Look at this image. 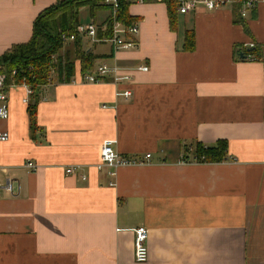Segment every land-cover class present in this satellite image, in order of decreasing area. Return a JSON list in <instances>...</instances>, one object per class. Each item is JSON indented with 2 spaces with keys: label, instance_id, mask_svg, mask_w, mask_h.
<instances>
[{
  "label": "crops",
  "instance_id": "crops-1",
  "mask_svg": "<svg viewBox=\"0 0 264 264\" xmlns=\"http://www.w3.org/2000/svg\"><path fill=\"white\" fill-rule=\"evenodd\" d=\"M59 1L0 0V56L28 43L36 19ZM253 1L245 17L237 0L178 14L176 30L165 0L131 2L137 48L115 51L102 30L100 41L64 42L62 67L73 62L75 74L61 81L53 67L33 102L35 129L24 92L10 94L0 182L21 191L0 189V264H137L142 227L145 264H264V51L254 61L243 54L245 44L264 46V0ZM80 24L110 25V11L83 7ZM191 31L192 52L184 47ZM83 53L95 57L90 72H82ZM102 65L133 82L117 84L113 74L81 82ZM125 90L130 99L117 97ZM109 139L121 157L143 163L115 177L99 171ZM221 141L224 162L195 161L198 144Z\"/></svg>",
  "mask_w": 264,
  "mask_h": 264
},
{
  "label": "trees",
  "instance_id": "trees-1",
  "mask_svg": "<svg viewBox=\"0 0 264 264\" xmlns=\"http://www.w3.org/2000/svg\"><path fill=\"white\" fill-rule=\"evenodd\" d=\"M148 1V0H147ZM150 1V0H149ZM156 1V0H151ZM180 0H165L168 9L169 23L173 30L177 27L178 8ZM242 3L248 0H240ZM130 3L122 2L118 12V21L124 26L131 27L135 23V18L128 13ZM83 7H88L94 15L101 10H109L104 5V0H61L55 6L42 12L36 19L33 28V37L26 43L13 46L8 52L0 56V75H6L8 82L21 84L24 81L31 85L35 90V96L29 105V116L31 128H36V103L37 91L50 83L51 67H58L60 80L70 82L75 74L74 63H67L62 67V59L59 57L64 47L63 34H75L79 25V13ZM120 22V23H121ZM107 38L111 37V32H107ZM98 37H102L100 31ZM80 37H76L79 43ZM185 50L195 49V34L193 31L187 32L185 36ZM262 49L258 48L252 53L260 57ZM82 72H90L93 69L95 57L92 55H80ZM53 57L56 63L53 64ZM17 72L12 76L13 72ZM64 77V78H63ZM227 143L221 141L216 147H205L198 144L195 148V161L199 163L216 164L222 163L227 159Z\"/></svg>",
  "mask_w": 264,
  "mask_h": 264
},
{
  "label": "built area",
  "instance_id": "built-area-1",
  "mask_svg": "<svg viewBox=\"0 0 264 264\" xmlns=\"http://www.w3.org/2000/svg\"><path fill=\"white\" fill-rule=\"evenodd\" d=\"M125 1L127 3L130 2H140L143 3L145 0H104V5L109 8L110 11V25H104L102 28L98 27L95 24H80L76 28L75 34H63L62 38L64 42L75 41L77 36H86L90 37L94 40L98 39V32L102 30L105 34L111 31V36L108 41L112 43L115 51L120 50H133L137 48V36L139 34L138 28L136 26L126 27L120 21H118V12L121 7L122 2ZM240 1V0H237ZM241 2V1H240ZM230 0H180L178 13L180 15H189L196 11L198 8H204L207 11H216L224 8ZM255 2L253 0H248L242 3V11L241 16L245 17L247 11L254 7ZM100 41V40H97ZM262 49L264 51V46H260L256 43H249L244 45V50L247 52L243 54L244 58L250 61L257 60L256 57L253 56L252 51L256 49ZM56 63V58L53 57V64ZM51 71L53 73V66L51 67ZM141 72H147V67L139 68ZM17 72H13L12 76H15ZM109 74L114 75V82L117 84H131L133 82V77L130 73H121L119 68L111 69L107 65H102L97 69L96 75L94 74H85L82 77L81 82L84 83H94L98 84L102 82L105 77ZM50 82H51V74H50ZM22 90L24 92V96L22 98V103L29 106L35 96L34 88L27 84L25 81L21 84H16L14 82L9 83L6 75H0V122L6 121L10 117V94L14 91ZM117 97H124L126 99H130L132 97V92L130 90L118 91ZM10 140V134L6 131L0 130V148L4 143H7ZM117 145L116 140H105L101 146L100 150V163L98 165V170L101 171L105 168L110 170L109 175L111 177L116 176V170L120 167H128L137 164H142L143 161H135L121 157L115 149ZM151 155H147V159H149ZM28 168L36 169L32 163L27 164ZM73 168L67 169V174L74 173ZM85 180L86 178L83 177ZM0 189L4 191L14 194L15 189L18 192L21 191V186H15V183L11 179L5 180L2 184L0 182ZM149 233L148 230L144 227L138 228L135 230V241H134V259L137 264H145L149 260V248L147 245Z\"/></svg>",
  "mask_w": 264,
  "mask_h": 264
},
{
  "label": "bare ground",
  "instance_id": "bare-ground-1",
  "mask_svg": "<svg viewBox=\"0 0 264 264\" xmlns=\"http://www.w3.org/2000/svg\"><path fill=\"white\" fill-rule=\"evenodd\" d=\"M131 3V2H130ZM119 19V18H118ZM121 22V21H120ZM128 27V26H127Z\"/></svg>",
  "mask_w": 264,
  "mask_h": 264
}]
</instances>
